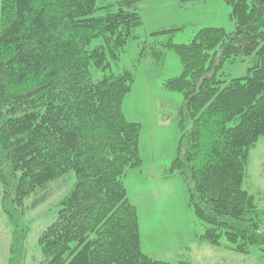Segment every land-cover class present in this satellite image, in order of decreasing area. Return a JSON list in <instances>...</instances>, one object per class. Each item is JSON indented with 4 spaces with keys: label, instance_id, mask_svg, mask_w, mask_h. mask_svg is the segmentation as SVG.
<instances>
[{
    "label": "trees",
    "instance_id": "trees-1",
    "mask_svg": "<svg viewBox=\"0 0 264 264\" xmlns=\"http://www.w3.org/2000/svg\"><path fill=\"white\" fill-rule=\"evenodd\" d=\"M148 1L0 0V186L14 229L9 264H25L28 210L70 172L76 183L38 239L40 264H172L143 252L124 184L142 157L141 126L126 119L123 103L137 64L150 58L164 66L167 52L182 73L163 86L184 101L178 154L163 175L183 178L197 243L225 239L240 254L264 250V209L243 188L249 154L264 136V0H222L235 31L198 27L186 44L174 42L186 27L135 34L143 25L139 4ZM245 57L252 58L245 77L221 78L226 64Z\"/></svg>",
    "mask_w": 264,
    "mask_h": 264
},
{
    "label": "rangeland",
    "instance_id": "rangeland-1",
    "mask_svg": "<svg viewBox=\"0 0 264 264\" xmlns=\"http://www.w3.org/2000/svg\"><path fill=\"white\" fill-rule=\"evenodd\" d=\"M138 12L143 25L135 29V34L142 39L150 37V30L155 26L186 27L174 36L176 44L190 42L198 27L235 31L231 7L222 0H150L139 4ZM251 65V57L226 64L221 78H243ZM181 73L182 66L174 52L166 53L164 66L156 65L150 58L143 59L137 64L136 82L123 103L126 119L141 126L142 165L127 172L124 184L129 200L137 208L143 252L172 264H264V250L260 247L253 248L249 254H240L229 249L225 239L219 246L197 243L193 230L196 218L189 206L187 186L178 174L163 175L178 154L179 109L184 101L182 94L166 90L163 83ZM101 77L100 73H94L96 81ZM75 183L73 172L52 182L48 198L28 210L25 223L31 232L25 264H40L38 239L55 220L60 202ZM243 188L264 209V136L249 154ZM37 197L33 196L28 203ZM13 232L2 210L0 186V264H9Z\"/></svg>",
    "mask_w": 264,
    "mask_h": 264
},
{
    "label": "crops",
    "instance_id": "crops-1",
    "mask_svg": "<svg viewBox=\"0 0 264 264\" xmlns=\"http://www.w3.org/2000/svg\"><path fill=\"white\" fill-rule=\"evenodd\" d=\"M156 28H153L152 30H150L151 32L150 33H154V32H157V31H160V30H165V29H169V28H165V27H162V26H155ZM172 28H176V27H172ZM171 29V28H170ZM153 31V32H152ZM128 193V192H127Z\"/></svg>",
    "mask_w": 264,
    "mask_h": 264
}]
</instances>
